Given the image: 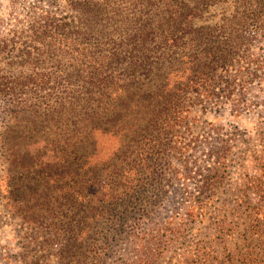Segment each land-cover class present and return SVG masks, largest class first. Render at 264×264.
<instances>
[{"label":"rangeland","instance_id":"obj_1","mask_svg":"<svg viewBox=\"0 0 264 264\" xmlns=\"http://www.w3.org/2000/svg\"><path fill=\"white\" fill-rule=\"evenodd\" d=\"M78 1L83 0H0V264H135L137 259L140 264H264V0L225 13L232 30L217 34L218 49H213L221 66L194 76L213 84L216 96L180 98L189 125L177 128L160 147L171 157L168 170L144 175L154 177L153 188L160 190V204L152 210L159 218H136L105 246L99 235L91 237L83 254L72 258L71 247L63 258L59 242L47 241L54 232L43 231L29 216L24 220L30 227L23 228L20 214L30 210L11 197L9 127L22 128L37 115L59 109L61 98L71 94L65 78L71 72L70 51L60 56L49 41L61 31L71 35ZM210 14L219 19L223 11ZM127 73L123 62L121 82ZM38 75H46L43 87L33 84ZM177 77L170 76L171 83ZM191 79L186 73L181 83ZM240 91L247 103L237 113L231 102ZM212 124L219 130L209 128ZM18 151L24 155L27 148ZM186 167L199 176L185 179Z\"/></svg>","mask_w":264,"mask_h":264},{"label":"trees","instance_id":"obj_2","mask_svg":"<svg viewBox=\"0 0 264 264\" xmlns=\"http://www.w3.org/2000/svg\"><path fill=\"white\" fill-rule=\"evenodd\" d=\"M251 1H78L71 35L61 31L49 41L58 55L70 51L71 72L65 78L71 94L61 98L59 109L37 115L22 128L9 127L14 142L7 159L13 174L11 197L22 199L30 210L20 214L23 228L30 227L24 220L29 216L43 231L54 232L47 241L59 242L63 258L69 257L71 247L72 258L83 254L91 237L94 241L99 235L105 246L117 241L136 218H159L152 210L160 204V190L153 188L149 175L168 170L171 157L160 147H166L177 128L189 125L180 98L216 96L213 84L194 76L220 68L213 49H218L217 34L232 30L225 13L246 8ZM218 9L223 11L219 19L210 14ZM123 62L128 73L121 82ZM186 73L193 79L185 85L181 81ZM170 76L178 77L171 83ZM36 80L33 84L43 87L46 75ZM246 103L240 91L231 108L239 113ZM209 128L219 130L213 124ZM20 146L27 148L26 154L21 155ZM186 170L185 179L199 176ZM23 172V178L16 176Z\"/></svg>","mask_w":264,"mask_h":264}]
</instances>
